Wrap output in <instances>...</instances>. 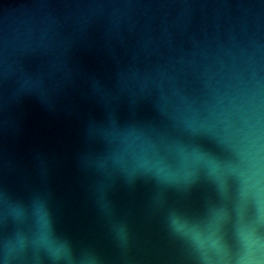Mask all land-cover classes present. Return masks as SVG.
<instances>
[{"label":"water","instance_id":"1","mask_svg":"<svg viewBox=\"0 0 264 264\" xmlns=\"http://www.w3.org/2000/svg\"><path fill=\"white\" fill-rule=\"evenodd\" d=\"M257 160L264 0H0L3 264H257Z\"/></svg>","mask_w":264,"mask_h":264},{"label":"snow or ice","instance_id":"2","mask_svg":"<svg viewBox=\"0 0 264 264\" xmlns=\"http://www.w3.org/2000/svg\"><path fill=\"white\" fill-rule=\"evenodd\" d=\"M122 119L127 125H129V127L122 131L114 127V135L126 137L128 134L140 128L151 126L160 128L161 131L169 136L173 134L164 122L161 121L160 124H157V117L148 115L142 105L124 108ZM237 176L240 181L241 195L245 198L251 197V202L255 210V219L264 222V165H261L257 160L252 163L250 167L237 172ZM193 178L194 174L192 179ZM3 196L4 193L0 191V201L3 200ZM212 226L217 227L218 230L220 229L218 224L214 223ZM9 231L10 228L8 222L5 219L0 218V234L9 233ZM224 234L226 235L227 233ZM249 243L254 245L257 249V256L255 257L257 264H264V223L260 225L259 232L255 235H252L249 232L243 233V245L245 250ZM243 259H246V257L242 256V260ZM0 264H3V262L0 261Z\"/></svg>","mask_w":264,"mask_h":264}]
</instances>
